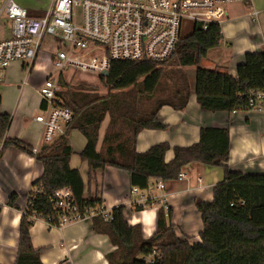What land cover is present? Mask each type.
I'll use <instances>...</instances> for the list:
<instances>
[{"label": "trees", "instance_id": "trees-1", "mask_svg": "<svg viewBox=\"0 0 264 264\" xmlns=\"http://www.w3.org/2000/svg\"><path fill=\"white\" fill-rule=\"evenodd\" d=\"M223 42L221 26L210 24L205 30L199 23L180 39L173 56L163 63L111 61L108 76H98L105 95L97 88H69L58 77L64 90L58 95L72 114L64 135L37 153L20 140L7 137L12 117L0 113V157L10 147L35 159L43 168L34 182L22 211L14 264H43L40 250L32 243L29 230L35 220L50 227L56 225L51 198L62 188H69L81 211L102 204L98 198L84 197V183L77 169L70 167L74 154L68 143L72 131L79 132L85 146L79 153L91 171L112 167L129 176L131 187L145 190L151 180L175 181L183 167L198 163L221 168L223 181L213 189V200L195 201L201 215V242L189 244L175 235L170 222L171 209L157 216V233L145 239L141 227L130 226L125 207L111 210L110 220L91 218L95 233L106 235L114 251L106 255L108 264H264V174H241L228 168L229 132L226 128H201L199 141L189 147H174L173 158L165 162L170 150L166 143L152 146L144 153L135 149L142 130H163L157 114L162 107L181 111L187 106L192 90L204 112L249 111V91H264V51L246 53L235 76L221 69H204L201 63L208 53ZM166 66L172 69L166 70ZM195 67L194 87H190L181 69ZM170 71L172 88L167 96L154 102L160 84ZM108 119V127L99 146V131ZM17 195H10L7 206L16 210ZM150 259V263L147 262Z\"/></svg>", "mask_w": 264, "mask_h": 264}, {"label": "crops", "instance_id": "crops-1", "mask_svg": "<svg viewBox=\"0 0 264 264\" xmlns=\"http://www.w3.org/2000/svg\"><path fill=\"white\" fill-rule=\"evenodd\" d=\"M52 1L17 0L28 16L33 18L43 17ZM242 5L244 13L231 18L227 15L220 25L223 47L220 45L209 52L221 51L218 59L206 69L218 68L235 76L236 68L243 62L246 53L264 51V0H251ZM254 11L259 12L257 17L252 16ZM1 24L2 36L7 32L10 35L9 22L5 19ZM6 76L7 72L4 82L0 84V91L8 87ZM42 81L36 84L35 93ZM20 92L22 94L23 90ZM35 110H40V97ZM19 112L20 102L12 111L1 104V113L12 117L7 137L39 148L42 127L33 121L36 115L24 122ZM157 118L165 129L139 132L135 145L138 153H144L156 144L166 143L170 150L165 154V162H170L173 158L172 149L196 144L201 128H226L229 132L228 168L241 174H264V113L251 110L204 112L200 109L195 94L191 92L185 109L176 111L165 106L159 110ZM107 127L108 119L100 127L98 149ZM68 143L74 152L69 164L80 173L85 198H98L110 210L124 206L126 221L130 226H140L145 239L157 233L159 211L166 216L168 209H171L170 222L175 235L186 239L191 245L201 242L199 235L203 224L201 215L195 208V201L213 200L214 187L223 181L224 173L221 168L189 164L181 170V180L163 182V189L157 187V180H151L147 189L137 188L138 191L132 193V189L136 187H131L126 172L112 167L91 171L87 162L81 160L79 153L86 142L79 132L72 131ZM42 173V166L33 157L15 148L6 149L0 157V264L15 263L22 211L32 185L40 179ZM12 194L17 195L19 210L7 206ZM29 234L33 247L40 250L43 264H108L106 255L115 249L106 235L93 231L90 218L61 228L50 227L44 221L35 220Z\"/></svg>", "mask_w": 264, "mask_h": 264}, {"label": "built area", "instance_id": "built-area-1", "mask_svg": "<svg viewBox=\"0 0 264 264\" xmlns=\"http://www.w3.org/2000/svg\"><path fill=\"white\" fill-rule=\"evenodd\" d=\"M250 1L53 0L43 17L33 18L15 0H0V22L4 15L10 25V35L0 38V84L14 62H21L23 69L32 73L43 42L53 41L48 55L59 73L44 79L37 88L40 110L33 118L42 127L40 147L49 146L65 134L73 117L58 95L61 72L74 70L101 76L109 70L111 61L166 62L175 53L186 24L199 23L204 30L210 24L220 25L228 15L227 5ZM258 14L254 11L252 16ZM247 96L249 110L264 113V91H249ZM182 177L180 173L178 180ZM157 187L163 189V181L158 179ZM137 191L133 188L131 192ZM51 206L57 228L95 216L105 221L111 218V210L103 204L81 211L69 188L54 193ZM147 262H151L149 258Z\"/></svg>", "mask_w": 264, "mask_h": 264}, {"label": "rangeland", "instance_id": "rangeland-1", "mask_svg": "<svg viewBox=\"0 0 264 264\" xmlns=\"http://www.w3.org/2000/svg\"><path fill=\"white\" fill-rule=\"evenodd\" d=\"M15 1L17 2V0ZM242 4L244 3H232L227 5L226 10L228 17L230 16L231 18L237 14L241 15L242 13H244L245 8ZM221 20L222 22L220 23V25L224 22L225 19L222 18ZM1 21L2 23L5 21L4 15L2 16ZM2 27L3 25L0 22V37L8 35L7 32L5 33V35L2 36ZM192 30L193 24H186L182 29V37L190 34ZM52 44V40H46L43 42L41 47V53L35 61L33 73H29L28 70L21 69V62H14L12 67L8 68L6 71V84L8 85V87H6L4 91H0L2 99L1 104L5 108L8 107L9 111H12L16 107L17 103L20 102L21 112L19 113L23 118L24 122H28L29 120H31V117L39 114V112H36L35 110V106L37 105L39 98V96L35 93L36 84H38V82H40L41 80L47 79L49 77L55 78L59 73L52 66L48 55L53 50ZM221 46L223 47V45ZM61 47L65 48L66 45L62 43ZM220 52L221 51L217 50L209 53L207 59L201 63L200 67L204 69L209 67L211 65L210 63H213V61H216L218 59ZM165 69L170 70L172 69V67L166 66ZM195 69V67L181 69L182 73L185 75L192 89L194 86ZM171 72L173 71H170V73L163 78L162 83L159 87V91L155 94L154 99L151 102V106L159 98L167 96L165 92H169V90L172 88V82L175 79H173V77L171 76ZM60 75L64 83L67 84V86L71 89L80 87L82 89L87 90L90 87H93L97 88L100 94L102 95H105L108 92L107 89L104 88L102 82L98 79V76H95L93 74L83 73L74 70H64L60 73ZM59 87L60 92H62L64 90V87L61 85V83H59ZM21 90H23L22 94L20 92ZM192 93H194L193 90Z\"/></svg>", "mask_w": 264, "mask_h": 264}, {"label": "water", "instance_id": "water-1", "mask_svg": "<svg viewBox=\"0 0 264 264\" xmlns=\"http://www.w3.org/2000/svg\"><path fill=\"white\" fill-rule=\"evenodd\" d=\"M102 77H107L108 76V71H104L102 74H101Z\"/></svg>", "mask_w": 264, "mask_h": 264}]
</instances>
